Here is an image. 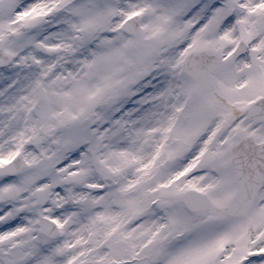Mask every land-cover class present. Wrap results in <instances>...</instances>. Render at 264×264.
Segmentation results:
<instances>
[{
  "label": "snow or ice",
  "instance_id": "1",
  "mask_svg": "<svg viewBox=\"0 0 264 264\" xmlns=\"http://www.w3.org/2000/svg\"><path fill=\"white\" fill-rule=\"evenodd\" d=\"M0 264H264V0H0Z\"/></svg>",
  "mask_w": 264,
  "mask_h": 264
}]
</instances>
